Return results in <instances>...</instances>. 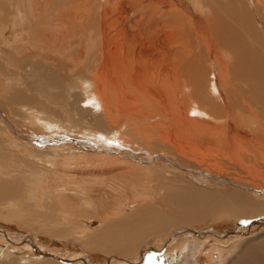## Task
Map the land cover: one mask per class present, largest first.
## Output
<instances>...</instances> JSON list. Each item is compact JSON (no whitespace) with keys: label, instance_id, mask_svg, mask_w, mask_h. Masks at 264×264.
<instances>
[{"label":"bare ground","instance_id":"1","mask_svg":"<svg viewBox=\"0 0 264 264\" xmlns=\"http://www.w3.org/2000/svg\"><path fill=\"white\" fill-rule=\"evenodd\" d=\"M207 2L0 0V264H264V0Z\"/></svg>","mask_w":264,"mask_h":264},{"label":"rangeland","instance_id":"2","mask_svg":"<svg viewBox=\"0 0 264 264\" xmlns=\"http://www.w3.org/2000/svg\"><path fill=\"white\" fill-rule=\"evenodd\" d=\"M208 1L210 4L212 3V0H208ZM241 2L244 5L247 4L249 6H252L253 10H256V8H257V3H256L257 0H241ZM209 3L207 2V4H209ZM217 12H219V11L216 10V12H214L215 14H217L216 17H218L220 14V12L219 13H217ZM259 24L261 25L262 28H264V24L261 21H259ZM74 137L80 138V136H77V135H74ZM93 142H97V140H93ZM0 228H4V227L1 226ZM43 234H44V232H42L39 229L38 230L28 229V231H27L28 238H33V236L39 235V237L42 238V240H49L48 238L44 237ZM258 235H259V233H258ZM247 237H249V235H247ZM2 238L3 237L0 236V241ZM32 241H34V240H32ZM34 244L39 245V246H36V251L37 250H38L37 252L41 251V258L51 257V259H49L50 261L47 259L48 262H56V264L59 263V261H57V259L62 258V256L59 255L58 253H62V252H67V253H71V254L74 253L73 246L70 245V242H68L67 240L59 242V243H54V242L48 243L46 241H43V242H41V244H39V242L38 243L35 242ZM0 245H1V243H0ZM86 247L89 250H94V247H92L91 245H87ZM221 247L222 246H219L217 248L218 252L223 250L224 249L223 247H225L227 249L228 244H224L223 247L222 248ZM168 249H169L168 245L166 244V245H163L162 247H159L157 249L158 253H157V251H155V253L147 254L144 256L143 259L140 257L138 260H131V261L120 260L118 264H196L195 259L199 258V253H200L202 247L197 246L195 243H191L187 246H184L182 249L178 250L179 255L175 258H172L169 254H167ZM36 251H34V252L36 253ZM52 256H53V258H52ZM147 256H148V258H147ZM2 258L3 257H0V261L2 260ZM119 258H121V257H119ZM108 260H110V258H108ZM214 260H216V261H214ZM211 261L212 262L214 261L213 262L214 264H218L217 263L218 262V256H214L213 260H211ZM100 264H112V262L111 261L107 262V263L101 262Z\"/></svg>","mask_w":264,"mask_h":264}]
</instances>
